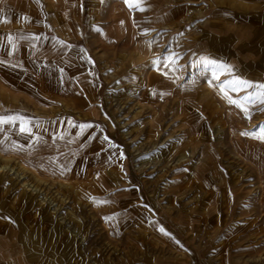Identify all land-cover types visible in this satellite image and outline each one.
Returning a JSON list of instances; mask_svg holds the SVG:
<instances>
[{
  "label": "rangeland",
  "instance_id": "374dc122",
  "mask_svg": "<svg viewBox=\"0 0 264 264\" xmlns=\"http://www.w3.org/2000/svg\"><path fill=\"white\" fill-rule=\"evenodd\" d=\"M0 61V264H264V0H0Z\"/></svg>",
  "mask_w": 264,
  "mask_h": 264
},
{
  "label": "crops",
  "instance_id": "0c3cea01",
  "mask_svg": "<svg viewBox=\"0 0 264 264\" xmlns=\"http://www.w3.org/2000/svg\"><path fill=\"white\" fill-rule=\"evenodd\" d=\"M149 96L150 97H153L152 95L154 94V88H153V84H152V80H153V77H152V75H149ZM147 95H148V92L146 93V96H143L142 97V99H140V100H143V101H146L145 99L147 98ZM40 101H42V102H45V104L46 103H53V98L50 96V95H45L42 99H40ZM51 104H49V105H51ZM62 122H63V120L61 121V119L60 118H57L56 119V126H57V128H59V127H61V125H62ZM65 127H66V125H65ZM155 136V134H154V132H153V130H149V138L150 137H154ZM53 140H54V142H58V141H63V140H65V139H67L68 137H67V135L66 134H63V133H56L55 135H53ZM44 147L42 146V144H40L39 143V148H38V150L36 151V155H38V156H42V154H44L45 153V151H44V149H43ZM66 148H65V146H63L62 145V149L61 150H65ZM174 150H172V151H168V152H166L165 153V155L167 154H169V153H172V154H174ZM171 156V155H170ZM252 156V157H251ZM250 156V158L253 160V161H256L255 163H257V164H259V165H261V159L257 156V155H251ZM40 158V157H39ZM53 165L55 166V168L57 167H61V164L58 162V161H54L53 160ZM261 167V166H260ZM262 171H264V169H262ZM261 195H262V198H261V201L263 202L264 201V181H262V188H261ZM264 204V203H263Z\"/></svg>",
  "mask_w": 264,
  "mask_h": 264
},
{
  "label": "snow or ice",
  "instance_id": "6c2138e0",
  "mask_svg": "<svg viewBox=\"0 0 264 264\" xmlns=\"http://www.w3.org/2000/svg\"><path fill=\"white\" fill-rule=\"evenodd\" d=\"M125 3H129V0H125ZM130 6H132L130 4ZM9 42H11V37L8 38ZM35 39H39V37H35ZM63 43V42H61ZM14 47V45H13ZM2 63V61H0ZM231 103H236V101H230ZM29 121L25 120L22 116L19 115H9V116H0V126L9 125L15 128L17 124H19V132L20 133H29L31 134V128L29 127ZM243 135H248V133H243ZM264 138V137H261Z\"/></svg>",
  "mask_w": 264,
  "mask_h": 264
}]
</instances>
